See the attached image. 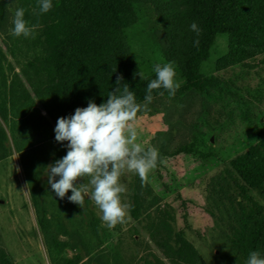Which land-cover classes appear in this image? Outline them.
Here are the masks:
<instances>
[{"label": "trees", "instance_id": "trees-1", "mask_svg": "<svg viewBox=\"0 0 264 264\" xmlns=\"http://www.w3.org/2000/svg\"><path fill=\"white\" fill-rule=\"evenodd\" d=\"M52 3L53 8L41 14L37 0H0V53L2 48L16 50L24 52L25 58L12 81H0V118L8 126L17 152L25 145L53 140L58 118L74 114L77 107H87L89 100L104 103L116 86L117 76L123 77L122 83L128 84L137 102L143 103L155 73L153 67L149 71L139 68L128 34L140 25L144 15L150 18L151 38L163 64L174 61L176 77L182 81L175 95L163 88L153 90L152 103L137 114L162 117L165 129L157 131L150 144L159 152L157 167L167 159L192 154L198 121L211 110L205 95L218 86L216 78L200 73L216 37H227V52L216 65L218 71L247 67L249 61L264 55V0ZM18 7L25 9V19L34 26V35L29 38L10 34L11 18ZM193 22L201 29L198 37L190 30ZM197 39L198 45L194 44ZM138 71L145 79L134 75ZM6 140L7 134L0 127V160L6 157ZM63 151L64 144L53 163ZM249 191L264 201V140L233 158L228 169L211 176L205 185L204 212L212 220V249L228 250L232 255L229 264H245L250 251L264 254V204ZM32 202L37 207L35 196ZM143 203L144 197L135 186L129 209L132 220L139 219ZM37 222L45 240L63 250L66 244L50 234L45 212L37 211ZM162 228L167 238L166 255L172 264H204L180 234L175 240L180 245L171 247V228L163 222ZM62 259L65 264L78 262V257ZM0 264H12L2 251Z\"/></svg>", "mask_w": 264, "mask_h": 264}, {"label": "rangeland", "instance_id": "rangeland-1", "mask_svg": "<svg viewBox=\"0 0 264 264\" xmlns=\"http://www.w3.org/2000/svg\"><path fill=\"white\" fill-rule=\"evenodd\" d=\"M149 20V16H142L140 25L128 34L134 60L142 71L163 64L151 38ZM15 51L2 48L0 81L10 82L20 73L24 52ZM226 52L227 37L218 35L208 61L201 67L200 73L216 78L218 86L205 95L211 110L198 121L192 154L163 161L149 172L143 184L137 174L125 171L120 177V183L126 186L122 202L131 205L133 190L138 186L144 205L137 221L127 210L125 222L114 228L103 224L102 213L92 200L85 197L82 209L67 199L71 191L60 199L48 184L46 167L53 164L63 144L60 158L67 154V142L59 143L54 138L25 145L17 152L9 128L0 118V127L7 134L6 157L0 160V251L11 263L65 264L62 258L78 257L76 264H172L166 255L163 222L171 228V247L180 245L175 242L180 234L204 264H229L232 255L228 250L212 249V220L204 212L205 185L211 176L228 169L233 158L264 140V55L249 61L247 67L218 71L216 65ZM41 114L45 115L43 111ZM134 126L137 142L145 149L154 134L165 129L161 115H138ZM87 181L88 177H83L77 183ZM249 194L264 204L255 191ZM36 210L45 212L50 234L66 244L63 250L45 240Z\"/></svg>", "mask_w": 264, "mask_h": 264}, {"label": "clouds", "instance_id": "clouds-1", "mask_svg": "<svg viewBox=\"0 0 264 264\" xmlns=\"http://www.w3.org/2000/svg\"><path fill=\"white\" fill-rule=\"evenodd\" d=\"M39 13H48L53 8L52 0H37ZM10 29L14 37L29 38L34 35V26L25 19V9H15ZM190 30L200 35L201 29L196 22ZM194 44L198 45L199 40ZM175 62L157 63L153 66L155 78L147 84L143 103L137 102L134 91L117 76L116 86L108 93L106 101L97 105L89 100L87 107H77L74 114L60 117L54 132L55 140L67 142V154L48 165V184L60 199H67L83 209L85 197L98 207L101 220L108 228L125 222L128 203L122 202L126 186L120 183V177L127 172L137 174L142 184L148 180V174L157 167L158 149H145L137 142L138 134L134 122L137 114L147 110L152 103L153 90L165 89L169 95H175L180 87L176 81ZM116 71V68L112 70ZM141 80L143 72H137ZM163 94V93H161ZM57 177L59 179H57ZM88 177L87 183H77ZM245 264H264V254L259 250L250 251Z\"/></svg>", "mask_w": 264, "mask_h": 264}]
</instances>
